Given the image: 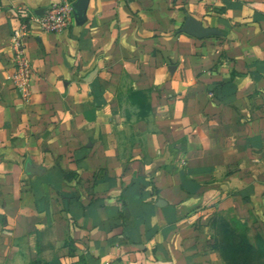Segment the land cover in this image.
Returning a JSON list of instances; mask_svg holds the SVG:
<instances>
[{
    "label": "crops",
    "instance_id": "crops-1",
    "mask_svg": "<svg viewBox=\"0 0 264 264\" xmlns=\"http://www.w3.org/2000/svg\"><path fill=\"white\" fill-rule=\"evenodd\" d=\"M76 2L0 0V264H222L210 221L229 209L264 240V0H86L60 33L34 21ZM23 25L27 98L8 80Z\"/></svg>",
    "mask_w": 264,
    "mask_h": 264
},
{
    "label": "trees",
    "instance_id": "trees-1",
    "mask_svg": "<svg viewBox=\"0 0 264 264\" xmlns=\"http://www.w3.org/2000/svg\"><path fill=\"white\" fill-rule=\"evenodd\" d=\"M210 230L212 250L222 264H264V240L252 219L238 220L232 209L217 212Z\"/></svg>",
    "mask_w": 264,
    "mask_h": 264
},
{
    "label": "built area",
    "instance_id": "built-area-1",
    "mask_svg": "<svg viewBox=\"0 0 264 264\" xmlns=\"http://www.w3.org/2000/svg\"><path fill=\"white\" fill-rule=\"evenodd\" d=\"M223 1V0H217ZM73 9L68 3L52 5L43 12L42 15L34 19L40 30L44 33L56 34L67 29L71 21ZM26 26L13 32L10 44L13 51L12 65L14 73L8 78L14 89L27 98L30 90L32 78L30 62L25 53L24 38L26 36Z\"/></svg>",
    "mask_w": 264,
    "mask_h": 264
},
{
    "label": "water",
    "instance_id": "water-1",
    "mask_svg": "<svg viewBox=\"0 0 264 264\" xmlns=\"http://www.w3.org/2000/svg\"><path fill=\"white\" fill-rule=\"evenodd\" d=\"M85 2L86 0H77V2L74 5H72L73 12L81 13L85 7ZM182 31L196 38H204L211 35H215L216 33L214 30L203 29L191 18H186ZM26 168L29 174L39 173V169L31 164H27Z\"/></svg>",
    "mask_w": 264,
    "mask_h": 264
}]
</instances>
